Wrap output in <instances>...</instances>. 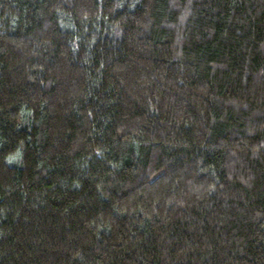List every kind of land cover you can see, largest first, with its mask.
Here are the masks:
<instances>
[{
    "label": "trees",
    "instance_id": "16d2710c",
    "mask_svg": "<svg viewBox=\"0 0 264 264\" xmlns=\"http://www.w3.org/2000/svg\"><path fill=\"white\" fill-rule=\"evenodd\" d=\"M0 264H264V0H0Z\"/></svg>",
    "mask_w": 264,
    "mask_h": 264
}]
</instances>
